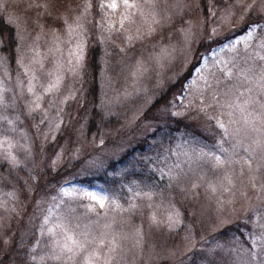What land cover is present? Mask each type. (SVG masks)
Wrapping results in <instances>:
<instances>
[{
	"label": "rangeland",
	"instance_id": "obj_1",
	"mask_svg": "<svg viewBox=\"0 0 264 264\" xmlns=\"http://www.w3.org/2000/svg\"><path fill=\"white\" fill-rule=\"evenodd\" d=\"M60 1L71 9L63 21L67 19L76 27L74 22L79 18L82 28H77V31L82 32L84 46V21H90V15L95 10L94 33L101 47L96 70L97 107L107 126L96 134L86 133V115L79 111L83 101L80 84L84 63L75 76L62 72L60 90L43 96L36 111H32L31 105L35 97L27 91L29 77L16 63L18 53L15 52L12 67L7 62L0 66V93L6 105L0 107V117H4L0 119V142L8 141L7 144L0 143V264H66V260L55 258V244L45 231L51 227V222L44 225L45 217H50L51 221L61 215L67 216L72 227L79 225L77 234L88 231L91 237L106 233L107 240L116 236L120 255L113 264H209V261L224 264L226 260L229 264H245L243 256L237 258L234 251H228L230 247L225 246L223 251L216 248L218 242L214 238L226 225L240 220H246L249 230L254 233L262 230L264 188L261 186L264 180L261 174H264V167H260V162L264 164V151L253 144L259 134L251 127H244L238 110L213 105L208 108V113L213 116L211 121L196 109L188 110L191 105H201L202 101L205 106L213 103L212 93L203 84L204 79L216 87L217 99L222 103L227 98L219 94L225 87L238 83L234 79H224L221 68L227 66L235 72L237 69L233 65L247 67L242 59L245 45H237L236 50L223 46L240 36L241 33H235L239 24H220L218 18L224 13L217 11L213 17L212 6H208L207 18L202 20L195 0H188L183 7L176 9L180 13L184 8L188 16L179 40L170 30L163 32L167 25L155 36L129 45L120 33L108 28V20L119 28V19L111 14V10L100 7L106 0H95L94 5L92 0ZM87 3L92 6L85 12L82 6ZM0 15L6 21L9 17H19V31L27 37L22 45L26 57L32 55L28 51L29 46H38V59L43 62L44 68L41 69L39 64L32 67L38 77L34 81L36 91L42 93L39 84L49 79L47 72H54L57 64L69 67L68 60L74 59L69 53L75 49L76 40H69L65 23L59 30L47 28L32 16V24H29L25 14L17 15L9 5ZM213 26L220 29L217 37L225 39L201 54L202 58L181 90L165 101H155L174 81L179 67L188 61L197 41ZM37 35L40 39L35 41ZM55 36L69 42L57 41L54 44ZM114 46L120 49L119 54L117 49H112ZM133 50L140 52L136 60L131 64H121L123 53ZM110 52L113 59L109 56ZM112 62H117L120 67L112 70ZM25 63H28L27 58ZM218 78L223 80L222 85L217 84ZM246 98L242 97L237 103H243ZM253 99L264 97H256L253 93ZM149 105L152 106L147 115L149 118L137 122L140 113ZM253 110L255 115L260 111L259 106L252 104L249 111ZM228 112L233 114L229 116ZM151 118L158 119L160 127L163 125L160 121L168 118L183 120L191 126L188 133H176L172 143L163 145L154 168L158 177L153 183L130 181L105 189L97 183L86 184L78 180L116 159L137 140L154 131L157 128L155 124L145 123ZM216 119L223 121L230 131L242 129L237 137L241 144L235 149V155L232 152L236 141L227 138L215 126ZM229 120L240 122L229 124ZM52 122L59 123L58 130ZM137 123L145 124L139 128ZM221 147L227 152L228 163L217 165L213 160L199 158L201 150H211L224 159ZM245 147H250L252 151L251 166L245 163L244 158H249ZM5 152H9L10 156L6 157ZM60 173L64 175L60 176ZM209 185L214 186L216 191L212 192ZM73 188L106 197L104 207L78 192L72 193L71 198L63 196L64 190ZM174 190L177 192H171ZM184 194L191 199V204L196 205L197 211L190 208L182 219L183 213L177 201ZM88 207L93 210L89 212ZM153 216L156 223L152 220ZM169 216L175 222L169 221ZM199 219H205L208 225L198 227L196 223ZM173 231L177 239L166 241L168 233ZM80 238L83 239V236ZM252 250L260 251L259 247ZM252 264H260V259H254Z\"/></svg>",
	"mask_w": 264,
	"mask_h": 264
},
{
	"label": "snow or ice",
	"instance_id": "obj_2",
	"mask_svg": "<svg viewBox=\"0 0 264 264\" xmlns=\"http://www.w3.org/2000/svg\"><path fill=\"white\" fill-rule=\"evenodd\" d=\"M20 2L22 3L23 0H20ZM208 2L212 5L211 15L213 17L216 16L217 11H223L224 15L218 18L220 24L227 23L230 25L232 23H239L241 26L242 32L240 36L224 43L223 46L236 50L237 45H245V55L242 59L247 67L240 68L237 65H233V67L237 69L235 72L227 66L221 68L224 79H234L238 82L232 87H225L223 93L219 94L227 98L223 103L217 99L218 93L216 87L209 83L207 79H204L203 84L205 89L212 93L213 103L205 106L202 101L201 105H191L188 110L191 111L196 109L198 113H202L209 121L213 120V116L208 113V108L213 107V105L219 108L227 107L229 109L238 110L241 114L244 127H251L253 131L259 134L257 139L253 141V144L257 148H260L261 151H264V99H253V93L256 97H264V0H251V3H246V0H223L222 3L220 0H208ZM10 3L17 6V0H0V12H3ZM182 3L183 0H175V5L173 6V0H106V2L101 3L100 7L102 9H109L113 16H118L119 28L116 27L112 20L107 21L108 28L120 33L124 41L131 45L136 41H142L146 38L153 37L159 30L167 25H171L173 16L170 12L179 15L176 9L180 8ZM91 6L90 3H87L82 7L86 12ZM31 7L41 8L44 7V5L34 4L31 5ZM18 21L19 17H9L7 21H3L2 16H0V23H6L9 27L16 25L14 28L15 44L11 50L18 53L16 63L24 69V75L29 77L27 91L35 97L31 101V105L33 106L32 111H36L40 108V101L43 99V96L50 95L60 90L63 84L62 72L66 71L75 76L83 66L85 48L82 42V32L77 31V28H82V25L78 22L79 18L74 22L76 23V27H73V23H69L67 19L64 21L69 40L73 38L76 40L75 49L70 50L69 53L74 59L68 60L67 63L69 67L67 68L57 64V68L54 72H47L46 75L49 79L39 84L42 93L38 94L36 91L37 84L34 83V81L38 80V77L33 71L32 66L39 64L40 68L43 69L44 64L38 59L40 56L38 46H29L28 51H30L32 55L26 57L22 45L27 37L19 31ZM121 30L124 31L121 32ZM219 31L220 29L218 27L213 26L211 27V31L206 33L202 39H207L211 42L217 38ZM258 31L260 33L259 36H257ZM185 35L187 40V31ZM6 39L5 34L0 32V49L5 47ZM39 39L40 36L37 35L35 41ZM69 40L61 41L60 36H55L53 43L56 44L57 41L68 43ZM254 40L256 41L255 43H253ZM249 48L251 49L250 51ZM57 50H59L58 44ZM188 51L191 52V49ZM25 58H27L28 63H25ZM6 62L7 56L0 54V66L5 65ZM217 84L222 85L223 80L218 78ZM187 87L190 88L191 85H187ZM200 94L203 95V91H201ZM233 97H235V99H232ZM242 97L247 98L244 99L243 103H237ZM161 98H163V94H161ZM252 104L258 105L260 109L255 115L254 110L249 111V107ZM4 106L6 105L3 103V95L0 93V107ZM165 106L167 107V105ZM220 114L224 115L225 113ZM232 114V112L227 113L229 116ZM0 119H4V117H0ZM45 119H47V117H45ZM239 122L240 121L229 120L228 123L233 124ZM52 126L58 130L60 125L57 122H52ZM215 126L221 129L227 138L236 141V143L233 144L232 152V155H235V149L241 144V141L237 137L242 129L236 128L234 131H230L229 127L220 119L215 120ZM0 143L7 144L8 141L5 140ZM220 151L225 153L224 159H221L220 155H217L211 150L208 152L201 150L199 158L213 160L217 165L228 163L227 152L222 147ZM244 151L249 153V158H244L245 163L251 166L250 157L252 156V151H250V147H245ZM5 156H10V153L5 152ZM195 186L198 185H194V187ZM209 187L212 192L216 191L214 186L209 185ZM261 187L264 188V185ZM74 192H78L82 194L83 197L94 201L95 204H98L101 208L104 207L106 197L92 191L73 188L71 190H64L62 194L63 196L71 198ZM148 198L151 199V196L148 195ZM112 203L115 205L114 201ZM116 206L118 207V205ZM92 210V207H88L89 212ZM176 215L178 216L179 214L177 213ZM168 219L169 221L175 222L172 216H169ZM152 220L154 223L157 222L155 216L152 217ZM50 222L51 227H47L45 231L53 239L55 244L53 251L56 253V259L66 260V264H113L114 261H117L120 251L116 236H113L111 240H107L106 233L91 237L88 231L77 234L76 228H78L79 225H77L76 228L72 227L71 221L68 220L66 215L57 216L51 221L50 217H45L44 225H48ZM85 228H87V225ZM260 228L262 230L259 233H254L249 230L246 220H240L233 225H226L227 230H221L214 239L217 241L225 238L228 239L231 242V247L228 251H234L237 254V258L243 256L245 258V264H252V261L256 258L260 259V264H264V224H261ZM229 231L234 234L228 236ZM245 233H247V235H245ZM80 236H83V239H81ZM249 245H251V247ZM253 247H259L260 251H253ZM216 248L223 251L225 246L217 243ZM216 254L220 255V253ZM209 264H215V261H209Z\"/></svg>",
	"mask_w": 264,
	"mask_h": 264
},
{
	"label": "trees",
	"instance_id": "obj_3",
	"mask_svg": "<svg viewBox=\"0 0 264 264\" xmlns=\"http://www.w3.org/2000/svg\"><path fill=\"white\" fill-rule=\"evenodd\" d=\"M187 1L188 0H183L181 6L183 7ZM220 2L222 3L223 0H220ZM92 3L94 5L95 0H92ZM195 3L201 19L205 20L208 15V6L210 7L212 5L209 4L208 0H195ZM249 3H251V0ZM34 4H42L44 5V7H31V5ZM9 6L17 15L25 14V17L29 24H32L31 18L32 16H34L39 23H43V25L47 28L55 27L58 30L64 26L63 19L65 17V14L71 12V9L65 4V2L60 0H23L22 3L20 2V0H17V6H14L11 3L9 4ZM94 12L95 10L92 11L90 15V21H84L85 60L84 66L82 68V81L80 84V91L83 101H81L82 105L79 111L86 115L87 134H96L100 129L107 126L105 125V120L101 114V111L98 110L97 107L96 70L99 67L98 57L101 54V47L94 33ZM0 16H2L3 21H6L3 15ZM187 17V13L185 12L184 8H182L179 15L173 16L172 24L164 28L163 32L170 30L171 34H174L176 36L175 39L179 40L181 36V29L186 25ZM237 27L238 28H236L235 33H241V26L239 25ZM0 32H3L7 38L5 47L3 49H0V54L7 56V64L9 67H12L13 63L15 62V51L11 50L13 45L15 44L14 27H9L6 23H0ZM202 38L197 41L188 61L183 66L179 67L174 81L165 87V89L160 93V97L155 101H158L159 99L165 101L171 94L181 90L183 83L188 78H190L192 71L198 65L201 54L208 52L214 45L221 43L222 40L225 39L217 37L215 40L209 42L208 40H202ZM112 49L115 50L117 48L114 46ZM117 52L119 54L120 49H117ZM137 54H140V52L138 53L136 50H133L129 53H123L122 59L120 61L121 64L125 65V63H133L134 60H136ZM109 56H111L113 59L111 52ZM117 67H120L117 62L111 63L112 70H116ZM161 94H163V98H161ZM151 107L152 106L149 105L140 113V117L138 118L137 122L142 121V118H149V116L147 115L150 112ZM106 121L110 120L106 119ZM147 122L155 124L157 128L154 131L150 132L148 135H145L144 137L137 140L129 148L125 149L116 159L110 160L103 167L97 168L87 173V175L82 176L78 180L86 184L97 183L98 185L103 186L105 189H113L122 183H128L130 181H148L150 183H153L154 180H156L158 177L157 172H155L154 168L157 164V160L160 158V156L158 155L163 145L172 143V141L175 140L176 133H188L189 131L187 130H189L191 126L187 122L176 118H168L160 121L163 124L161 127L158 119L156 118H151L145 123ZM144 124L137 123L136 125L137 127L141 128L142 126H144ZM205 125L210 129L208 123ZM260 167H264V164L261 162ZM63 175V173H60V176ZM261 179L262 181L264 180V174H261ZM171 192L176 193L177 191L174 190ZM189 201H191V199L185 194L184 196H181V199H179V201H177V205L180 211L183 213L181 216L182 219H185L190 208H193L195 212L197 211L196 205L191 204ZM196 224L198 225V227L208 225L205 219H199L198 223ZM222 230L227 229L225 227ZM220 231L217 232L216 236ZM233 234V232H228V236H232ZM177 237L178 236L175 231L170 232L166 237V241H168L169 239L176 240ZM214 240L220 244H223L224 246L231 247V242L226 238L220 239L219 241H217L216 239ZM190 262L192 263L193 261L190 260ZM224 264H229L228 260L224 261Z\"/></svg>",
	"mask_w": 264,
	"mask_h": 264
}]
</instances>
